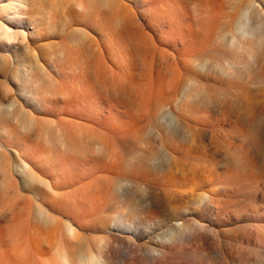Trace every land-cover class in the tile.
Returning a JSON list of instances; mask_svg holds the SVG:
<instances>
[{
  "label": "rangeland",
  "instance_id": "374dc122",
  "mask_svg": "<svg viewBox=\"0 0 264 264\" xmlns=\"http://www.w3.org/2000/svg\"><path fill=\"white\" fill-rule=\"evenodd\" d=\"M0 264H264V0H0Z\"/></svg>",
  "mask_w": 264,
  "mask_h": 264
},
{
  "label": "bare ground",
  "instance_id": "6f19581e",
  "mask_svg": "<svg viewBox=\"0 0 264 264\" xmlns=\"http://www.w3.org/2000/svg\"><path fill=\"white\" fill-rule=\"evenodd\" d=\"M111 18L116 19L118 15L116 12H111ZM90 71L93 70L94 65H89ZM54 82L51 84H47L46 88L49 91H52L54 95L61 96L63 98H69L73 95H75L78 92V82L79 80L76 79V77H72L70 80H53ZM119 80H115V83H118ZM89 92V91H88ZM86 92V94L88 93ZM122 94V93H121ZM72 100V99H71ZM139 106L140 104L137 103ZM51 123H54L56 125V128H54V133L51 135L53 137H59L63 136L66 138V141L72 142L75 146L80 144V132H85L87 136H91L92 133L89 131V127L81 124L75 120H70L68 118L62 117L61 119H57L55 122L50 121ZM123 158L121 156H118L116 159V163L118 165L123 164Z\"/></svg>",
  "mask_w": 264,
  "mask_h": 264
}]
</instances>
